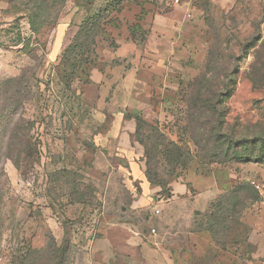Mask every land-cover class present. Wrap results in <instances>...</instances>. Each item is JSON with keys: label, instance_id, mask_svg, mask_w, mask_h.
Returning <instances> with one entry per match:
<instances>
[{"label": "rangeland", "instance_id": "rangeland-1", "mask_svg": "<svg viewBox=\"0 0 264 264\" xmlns=\"http://www.w3.org/2000/svg\"><path fill=\"white\" fill-rule=\"evenodd\" d=\"M147 4L161 14L177 10L183 19L177 33L183 47L172 64L180 84L177 93L159 108L130 103L126 96L114 99L113 84L97 90L75 83L80 97L64 94L55 68L81 31L87 28L85 37L92 40V29H99L96 47L103 51L116 31L131 26L135 10ZM144 35L146 31L139 41ZM257 35L264 37V0H189L177 7L174 0H0V83L26 75L32 98L23 114L30 121L33 147L40 151L28 156L24 147L19 170L11 161L3 164L10 183L9 195L0 204V264H12L10 253L30 250L37 253L26 264H51L53 246L59 248L66 238L70 250L63 264H154L159 246V259L166 261L167 254L171 264H264V166L210 164L186 130L189 84L207 71L214 80L224 73L208 69L216 40L228 67L231 54L241 57V46ZM253 61L254 51L242 62L236 91L227 103L228 131L236 136L250 137L262 131L250 125L264 126V87L255 88L247 76ZM122 107L124 117L118 114ZM133 110L143 111L147 125L191 150L194 162L187 161L188 171L175 163L179 155L185 162L182 151L165 157L168 140L148 135L146 127L131 137L136 132ZM198 121L205 123L204 118ZM143 134L146 146L136 141ZM147 168L157 182L170 183L171 194L165 189L161 194L157 184L151 187L156 193L145 196L148 188L143 189L139 178ZM63 169L72 172L73 185ZM242 183L254 185L259 193L249 203L244 202L247 194H240L249 237L231 258L233 252L219 248L196 216L205 217L212 204L228 199L230 190ZM76 185L81 192L87 190V204L71 195ZM135 233L144 244L134 245L129 256L104 260L91 252L93 241L105 235L120 240Z\"/></svg>", "mask_w": 264, "mask_h": 264}, {"label": "trees", "instance_id": "trees-1", "mask_svg": "<svg viewBox=\"0 0 264 264\" xmlns=\"http://www.w3.org/2000/svg\"><path fill=\"white\" fill-rule=\"evenodd\" d=\"M143 13L137 16V22L143 19ZM88 23L87 21L86 24L88 25ZM86 30L87 28L83 29L65 50L55 68L56 75L64 86V94L80 97L81 94H76L73 89L74 84L90 85L91 71L98 65L99 53L96 47V37L99 35V29H92L94 35L92 40L85 37ZM128 31L132 41L140 43L146 40L144 35L145 39L142 40L141 38L139 41V35L145 33L139 23L128 26ZM252 40V43L241 46V57L237 58L235 53L231 54L227 67V62L224 61L225 59L221 54L222 47L219 39H217L209 52L208 69H211L212 74L217 69H223L222 77L216 78L217 75H213L216 78L214 80L210 77V71H207L188 86L186 130L191 136L190 143L205 153V157H207L205 159H208L210 164L252 163L264 166V126L255 127L250 125L254 127L253 129L258 128L262 131L260 133L254 132L250 137H246L236 136L233 131H228L227 125V115L229 114L227 103L236 91L241 64L252 51H254V61L247 76L255 88L264 87V37L257 35ZM110 47H117L114 40ZM31 95L32 93L27 86V77L24 74L0 83V204L9 195L7 188L10 183L3 164L6 161H11L16 169H21L22 157L25 155L24 147H28V156L40 155V151L37 147H33L30 139V121H27L23 114L25 103L31 100ZM133 115L132 119L136 123V132L131 136L133 139L140 135V129L146 127L148 135L168 140L157 128L147 125L142 115ZM201 118L205 119L204 124L198 121ZM144 137L143 134L136 141L146 146ZM168 141L169 144L165 147V157L171 159L173 157L172 151H177L178 155L182 151L185 154V162H181L180 155H177L178 158L175 163L176 166H182L183 170L188 171L187 161L189 164L191 161L194 162L191 150L182 149L179 142L174 140ZM167 142H162V145L167 144ZM62 171L64 175L71 176L69 185H73L72 172L66 169ZM145 177L151 187L155 188L157 184L161 185L163 188L161 194H164V189L169 191L168 194H171L172 189L167 188L170 183L165 180L157 182L148 168L145 171ZM72 191L73 198L78 197L79 201L77 203L87 204L85 201L89 197L87 190L81 192L78 185H76ZM242 193L247 194L244 202L247 203L249 200L256 202L259 191L256 190L254 185L242 183L230 190L228 199L223 198L216 204H212L211 211L205 217L196 216V219H200L199 225H202L201 228L206 227L204 230L210 234L219 248L233 252L231 258L238 254L239 247L248 243L249 228L245 224L243 216L246 204L240 200V194ZM0 226L2 227V224ZM2 235L3 231L0 230V241ZM53 250V257L49 262L51 264L65 263L70 250L68 238L62 242L59 248L53 246ZM32 253L35 254L37 251L30 250L28 254L10 253L13 259L12 264H26L28 256Z\"/></svg>", "mask_w": 264, "mask_h": 264}, {"label": "crops", "instance_id": "crops-1", "mask_svg": "<svg viewBox=\"0 0 264 264\" xmlns=\"http://www.w3.org/2000/svg\"><path fill=\"white\" fill-rule=\"evenodd\" d=\"M142 9L146 12L145 16L137 22V15L142 14ZM188 10L187 12L190 11ZM135 12L131 25L139 23L147 32L146 40L140 43L132 41L128 26L125 30L116 31L112 38L117 47L108 46L103 51H98V65L91 71V84L87 87H95L99 90L107 89L109 85L113 84L111 89L115 86L114 99L126 96L130 103L137 101L145 106L157 104V108H159L165 98L174 96L180 88L172 64L183 47L181 34H177L178 30L182 31V27H184L183 19H180L177 10L161 14L148 4ZM125 109L126 107L119 108L118 114L124 117ZM134 111L137 110H133V114ZM138 112L141 115L144 114L141 110ZM127 135L129 134L127 133ZM126 139L130 141L129 137ZM126 139L123 141L125 142ZM139 181L142 182L143 189L146 186L148 188L145 196L156 193L157 190L151 189L145 176L139 178ZM177 184L175 183L173 187H176ZM113 239L105 235L101 240L93 241L91 246L93 255L102 256L104 260L114 255L129 256L134 252V245L144 244L139 233H135L134 236L130 234V237H123L120 240ZM154 242L156 244V241ZM156 249L153 256L158 258L153 257L154 264H171L167 254L166 261L160 260V251L162 252V250H159L160 246Z\"/></svg>", "mask_w": 264, "mask_h": 264}, {"label": "built area", "instance_id": "built-area-1", "mask_svg": "<svg viewBox=\"0 0 264 264\" xmlns=\"http://www.w3.org/2000/svg\"><path fill=\"white\" fill-rule=\"evenodd\" d=\"M187 4H189V0H184V2H183V0H174V5H176V6H184V5H187ZM156 213L159 214L160 212L156 211ZM154 232L155 231L153 230V233Z\"/></svg>", "mask_w": 264, "mask_h": 264}, {"label": "water", "instance_id": "water-1", "mask_svg": "<svg viewBox=\"0 0 264 264\" xmlns=\"http://www.w3.org/2000/svg\"><path fill=\"white\" fill-rule=\"evenodd\" d=\"M80 1H82V2H84V3H87V2H89L90 0H80ZM134 114H136V115H137V114H139V112H138V111H134ZM196 214H197V215H199V214H200V212H199V211H197V212H196Z\"/></svg>", "mask_w": 264, "mask_h": 264}]
</instances>
